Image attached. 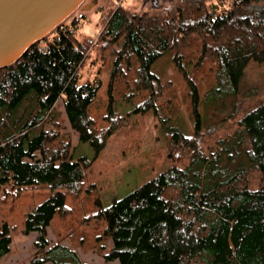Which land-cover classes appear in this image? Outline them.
Returning a JSON list of instances; mask_svg holds the SVG:
<instances>
[{"label": "trees", "instance_id": "1", "mask_svg": "<svg viewBox=\"0 0 264 264\" xmlns=\"http://www.w3.org/2000/svg\"><path fill=\"white\" fill-rule=\"evenodd\" d=\"M169 1L153 12L119 5L108 14L97 37L110 90L131 74L130 95L145 90L142 110L155 109L157 97L173 92V79L152 70L166 60L194 92L211 78L214 91L236 93L247 64L264 61V0ZM78 20L72 15L0 68V185L15 193L36 183L56 188L23 219V231L36 232L29 264H87L62 240L49 245L46 228L56 213L70 210L68 198L75 201L94 185L86 181L87 168L127 119L110 105L105 115L110 124L98 127L88 112L101 79L80 82L89 44L76 36ZM59 98L63 113L55 109ZM66 121L94 156L72 157ZM236 123L208 153L170 127L172 164L93 214L104 222L96 240L112 241L103 254L106 262L264 264V102L245 110ZM10 242V226L2 220L0 260Z\"/></svg>", "mask_w": 264, "mask_h": 264}, {"label": "rangeland", "instance_id": "2", "mask_svg": "<svg viewBox=\"0 0 264 264\" xmlns=\"http://www.w3.org/2000/svg\"><path fill=\"white\" fill-rule=\"evenodd\" d=\"M228 1L224 0L226 4ZM92 2L93 0H78L65 20L66 16L61 18L60 15H54L53 28L63 20V23L68 21L72 15L79 18L76 36L89 44L88 55L79 67L80 82L94 76L101 79L96 97L88 106V112L94 118L95 124L98 127L110 124L105 117L110 105L118 113H126L127 119L112 131L106 145L87 168L86 181L94 185L88 190H83L75 201L70 198L66 200V206L70 210L65 215H54L46 228L47 240L49 245L62 240V245L76 250L81 262L117 264V260H104L103 254L108 251L112 241L96 240V236L103 231L104 222L93 215L95 211L128 194L172 164L167 155L166 142V135L172 129L170 127L175 128L180 137L193 138L189 142L194 143L203 152L214 150L219 138L234 132L236 121L245 110L260 101L264 102V61H250L244 69L237 92L221 95L213 90L215 81L211 78L198 85L197 91L194 92L190 83L174 71L169 62L161 60L153 65L152 70L158 72L163 79H173V92L157 97L155 109L149 107L142 110L146 92L142 90L130 95L128 83L131 74L119 77L118 88L110 90V70L104 64L106 56L103 54V42L98 40L97 35L110 11L119 5L130 12H153L158 7L168 6L170 1L96 0L89 8L82 9V6ZM121 80L125 82L122 83ZM55 109L64 112L61 98L57 100ZM66 131L71 136L73 158L80 155L89 158L94 156V150L87 142L78 139L68 121ZM240 150L242 148L237 151L238 156L242 155ZM54 190L56 188L47 183H36L15 193L9 186L5 192L0 185V223L2 220L6 221L11 234L9 253L1 258L0 264L30 263L31 254L35 249L33 241L36 232L25 233L23 219L29 210ZM98 243L104 244V247L99 248ZM62 259L72 263L69 256H63ZM44 264L53 262L48 260Z\"/></svg>", "mask_w": 264, "mask_h": 264}, {"label": "water", "instance_id": "3", "mask_svg": "<svg viewBox=\"0 0 264 264\" xmlns=\"http://www.w3.org/2000/svg\"><path fill=\"white\" fill-rule=\"evenodd\" d=\"M47 1L48 0L0 1V34L8 33L7 31L11 29L16 30L14 26L17 27V25L20 24L17 20L20 13L35 10L39 5L46 4ZM94 2H96V0H93V2L88 5L82 6V9L89 8ZM77 3L78 0H74L71 4L59 10V12L57 10H52L50 14H46L40 22L36 23L37 25H35V27L30 26L25 31L20 30L18 33L16 32V34L14 32L9 40H5V42L2 43L0 42V68L14 63L31 44L43 39L48 33L62 25L63 21L68 17L66 15L70 13ZM54 15H60L61 18L66 16L55 28H53ZM7 35L10 34L8 33ZM7 38L9 37L7 36Z\"/></svg>", "mask_w": 264, "mask_h": 264}, {"label": "bare ground", "instance_id": "4", "mask_svg": "<svg viewBox=\"0 0 264 264\" xmlns=\"http://www.w3.org/2000/svg\"><path fill=\"white\" fill-rule=\"evenodd\" d=\"M74 0H48L46 2V4L44 5H39L38 8H36L35 10H29L30 12H23L20 13L17 20L20 22L19 25L14 26L16 30L11 29L8 30L7 32L10 35H7L8 33H1L0 34V42H5V40H9L10 36L15 32L18 33L20 30L25 31L26 29H28L30 26H34L37 25L36 23L40 22L43 17L46 14H50L52 12V10H57L59 12V10H61L63 7L71 4ZM9 38H7V36Z\"/></svg>", "mask_w": 264, "mask_h": 264}]
</instances>
